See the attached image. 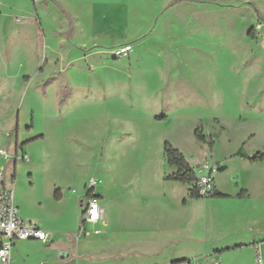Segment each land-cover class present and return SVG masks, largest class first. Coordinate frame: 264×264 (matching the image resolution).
<instances>
[{"label": "rangeland", "instance_id": "rangeland-1", "mask_svg": "<svg viewBox=\"0 0 264 264\" xmlns=\"http://www.w3.org/2000/svg\"><path fill=\"white\" fill-rule=\"evenodd\" d=\"M166 1L56 0L67 19L51 0H0V181L22 220L49 232L44 242H17L12 264L177 260L181 248L164 246L152 215L162 192L179 184L163 181L172 172L165 141L197 178L216 163L227 168L211 174L231 200L193 202L189 229L215 248L263 241L257 257L264 260V161L232 157L264 153V0L162 13ZM144 31L135 61L112 58ZM198 126L214 137L212 153L195 140ZM91 179L106 228L94 235L88 226L77 238ZM241 190L248 196L238 201ZM172 215L163 225L168 236ZM184 248L195 255L200 247ZM211 254L198 260L256 264L251 246Z\"/></svg>", "mask_w": 264, "mask_h": 264}, {"label": "crops", "instance_id": "crops-1", "mask_svg": "<svg viewBox=\"0 0 264 264\" xmlns=\"http://www.w3.org/2000/svg\"><path fill=\"white\" fill-rule=\"evenodd\" d=\"M192 1L196 2L197 3V6L199 8L194 9V10L193 9H190V8H187L186 6L189 3L186 2V0H167L166 3L163 5L162 13L169 12V11L175 10V9H185V10H188V11H191V12H197V13L201 12L202 10L210 11L209 9L207 10L206 8H201L203 5H207L206 4L207 2H204L202 0H192ZM51 2H54L60 9H62L63 11H65L64 8L62 7V5H59L56 2V0H51ZM34 8H35V12H37L36 7H34ZM65 13L67 15H69L66 11H65ZM225 13H227V12H225ZM148 35H149V33L148 32L146 33V31H144V32L139 33L135 37L131 38V44H127V45L131 46V52L128 54L127 57H125V58H119V59H116V58H113V57L112 58L114 60H118V61L119 60L120 61L121 60L122 61L123 60L124 61H129V63H131L132 60L135 61L136 58L139 56V54L141 52L140 51V49L142 47L141 42H143L144 39ZM216 164L217 165L213 169V171L215 169L218 171V169L225 168L223 166V163H216ZM226 169L227 168H225V170ZM171 170L173 171V169H171ZM207 173L209 174V172H207ZM212 178H213L214 188L217 191H219L218 188H217V186H216V183H215V176L213 174H212ZM163 181H164V178H163ZM178 185H181V186H178ZM234 185L237 187L238 186V183L236 182V183H234ZM177 189H179V192L176 193ZM94 193L99 198V202H100L101 208L103 209V207H102V197L99 194H97L96 192H94ZM240 193H243V195L241 197H239ZM247 196H248V192L245 191V190H241L237 194L236 198H237L238 201H242ZM210 200H225V201H229V200H231V197L229 196L228 199H210ZM195 201L196 200L188 199L187 198V187L186 186H184V185H182L180 183L179 184H173V186H170V187L166 188V190H164L162 192L161 198H160L159 208L157 210L153 211V213H152L153 218L156 219V222H157V225H158V229L157 230L161 231V233L163 232L162 233L163 234V237H166L167 245H164V246H169V245H171L174 242V243H176L178 245V247L181 248L179 250V253H178L179 254L178 255L179 258L177 260L172 261L170 264H174L175 262H182L184 260H191V261H193V260L196 261L197 260L196 262L198 264H201V262H200V260H198V258H204L205 260H208V258H211V256H212L211 253L212 252L214 254H218V258H221L220 256L222 254H224L225 252L233 251L235 249H241L242 247H247V246L248 247L251 246L253 248V251L254 252L256 251V254H254V258L256 257V255L258 253V250H261L259 244H263V243H261L263 241H261L257 245L254 243L255 241H253V245L248 244L246 246L245 245H239V246H235V247H225V248L216 247L215 248V247H212L211 245L207 244L206 241H205V239L203 240L204 241L203 242L201 239H199L198 237H196L194 235V233L189 229L190 223L194 219V214L192 212H190L189 207ZM171 202H174V205L176 206V210H177L176 213H174L173 215L170 214V212H169V206H170ZM79 204L81 206V204H83V202L80 200ZM15 205H16V207L18 209L19 216L22 219V216L20 214V210H19L16 202H15ZM103 212H104V209H103ZM104 214H105V212H104ZM141 214H143V213L141 212ZM170 215H172L171 217L174 219V221H175L174 224L176 226H175L174 230L172 231V233L171 234L169 233V236H168L167 234H165V233L168 232V229L165 228L163 225L168 221V218H169ZM36 227L40 231H43V232L47 233V235L49 237V232L43 230L39 226H36ZM91 227L93 228V234L94 235H102V230L106 228L105 219H103V221H100L95 226H91ZM95 230L99 231L100 233L99 234H95L94 233ZM88 235L89 234L87 232V235H82V236L87 237ZM170 235H171V237H170ZM169 237H170V239H167ZM76 241H77V239H76ZM191 244L192 245L193 244H197L200 247L199 250H198V253H196L195 255H187L186 253H184L186 251V249L184 247H187L188 245H191ZM255 260H256V258H255ZM12 262H13V259L11 257V264H12ZM179 264H188V263H179Z\"/></svg>", "mask_w": 264, "mask_h": 264}, {"label": "built area", "instance_id": "built-area-1", "mask_svg": "<svg viewBox=\"0 0 264 264\" xmlns=\"http://www.w3.org/2000/svg\"><path fill=\"white\" fill-rule=\"evenodd\" d=\"M202 1L209 2L210 0ZM130 52L131 46L129 45L117 47L112 51V57L116 59L125 58ZM197 185L201 188V193H205L210 189L211 178L208 174L202 176L198 178ZM85 188L87 190L86 194L89 193V197L82 204L83 227L81 235H87L86 229L88 226H95L104 219V212L100 206L99 198L94 193L96 181L91 179ZM94 233L99 234L100 232L95 230ZM47 239V233L40 231L36 226L26 224L21 219L15 205L13 191L7 185L3 186L0 181V264H11V252L17 242L27 240L44 242ZM190 264L198 263L191 261ZM256 264H264V260L257 257Z\"/></svg>", "mask_w": 264, "mask_h": 264}, {"label": "trees", "instance_id": "trees-1", "mask_svg": "<svg viewBox=\"0 0 264 264\" xmlns=\"http://www.w3.org/2000/svg\"><path fill=\"white\" fill-rule=\"evenodd\" d=\"M65 16L67 17V19L69 18V16L66 13ZM257 16L259 19L262 20L260 14L257 13ZM248 35L251 36V33H248ZM193 136L198 143L206 145L209 149V152L212 153V150L215 146L214 137L209 134H204L202 130V126H198L195 128L193 132ZM162 150L166 165L169 168L173 169V171L170 174L164 177V181L180 183L186 186L188 199L198 200V199H228L229 198V196L220 193L214 188L213 178L211 173L216 166L212 165L210 168V172L208 174L209 177L211 178L210 189L205 193H201V188L198 187L197 185L198 178L193 168L189 165L188 161L185 159L184 155L167 141L163 143ZM232 157L244 159L248 161L250 164L262 163L264 161V153H257L252 157H248L243 153H241L240 151L237 154H234ZM223 171H225V168L218 169L217 172H223ZM13 179L14 177H12V181ZM242 195L243 193H240L239 197H241ZM54 197L56 200L60 198V195L57 191L55 192ZM86 197L87 198L89 197V193L86 194ZM82 227H83V221L81 219L77 231V238L80 237L81 235ZM255 258H257V255ZM190 262L191 260H184L182 262H175L174 264H179V263L190 264Z\"/></svg>", "mask_w": 264, "mask_h": 264}]
</instances>
